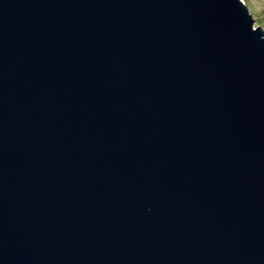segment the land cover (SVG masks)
Here are the masks:
<instances>
[{"label":"water","instance_id":"1","mask_svg":"<svg viewBox=\"0 0 264 264\" xmlns=\"http://www.w3.org/2000/svg\"><path fill=\"white\" fill-rule=\"evenodd\" d=\"M0 264H264L242 0H0Z\"/></svg>","mask_w":264,"mask_h":264},{"label":"rangeland","instance_id":"2","mask_svg":"<svg viewBox=\"0 0 264 264\" xmlns=\"http://www.w3.org/2000/svg\"><path fill=\"white\" fill-rule=\"evenodd\" d=\"M252 16L253 25H259L264 30V0H242Z\"/></svg>","mask_w":264,"mask_h":264}]
</instances>
